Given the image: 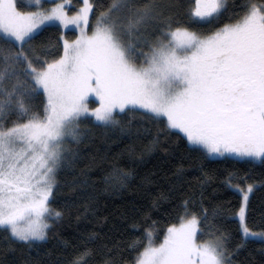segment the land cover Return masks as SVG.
<instances>
[{
  "label": "snow or ice",
  "instance_id": "snow-or-ice-1",
  "mask_svg": "<svg viewBox=\"0 0 264 264\" xmlns=\"http://www.w3.org/2000/svg\"><path fill=\"white\" fill-rule=\"evenodd\" d=\"M49 27L60 30L55 44L36 43ZM125 114L144 132L155 128L148 151L174 140L201 158L264 164V0H0V240L9 249L46 240L64 218L57 175L78 155L82 122L124 131ZM249 179L239 170L223 178L239 197L227 213L234 247L223 209L181 194L162 197L178 222L159 243V222L145 214L131 226L142 229L126 244L132 255L87 232L70 251L64 241L56 264H236L248 240L264 243V214L249 222Z\"/></svg>",
  "mask_w": 264,
  "mask_h": 264
},
{
  "label": "trees",
  "instance_id": "trees-1",
  "mask_svg": "<svg viewBox=\"0 0 264 264\" xmlns=\"http://www.w3.org/2000/svg\"><path fill=\"white\" fill-rule=\"evenodd\" d=\"M193 4L194 0H185L186 7ZM65 33L69 38H75L76 32L65 30ZM59 34V29L49 27L36 37L35 42L55 44ZM119 118L124 131H121V125L103 127L82 122V128L88 125V131L79 144L73 145L78 149V155L57 175L59 187L54 204L65 209L64 218L54 225L46 240L36 241L31 247L19 242L9 249L0 240V264H56L65 252L64 241L68 242L70 251L71 244L78 243V237L87 232L99 233L100 242L109 247L119 244L123 256L128 257L132 253L128 252L126 244L142 232V229L133 231V222H141L145 214L151 220H157L155 242L159 243L167 224L178 222L165 216L173 201L162 197L181 194H194L197 201L202 194L204 207L210 213L214 208H222L224 215L219 219L226 230L234 233L230 242V247H234L240 242L235 233L236 221L227 217V213L239 207V197L223 184L224 176L233 170L249 173L248 182L254 184L250 194L249 222L254 220L257 226L260 225L261 214H264V164L201 158L174 140L162 142L148 151L146 146L155 128L152 133L144 132L138 116L125 114ZM178 166L183 170L179 176ZM114 170L131 175L121 182L116 179ZM201 181L205 182L201 184ZM153 201H157L159 207L154 206ZM233 259L236 264H264V243L248 240Z\"/></svg>",
  "mask_w": 264,
  "mask_h": 264
},
{
  "label": "rangeland",
  "instance_id": "rangeland-1",
  "mask_svg": "<svg viewBox=\"0 0 264 264\" xmlns=\"http://www.w3.org/2000/svg\"><path fill=\"white\" fill-rule=\"evenodd\" d=\"M44 2H49V0H44ZM21 3L22 4H25V5H30L31 3H33V0H21ZM49 5V4H48ZM47 4L45 5L46 7L48 6ZM65 30H72V31H74V32H76L75 31V28H74V26L73 25H69V27L67 28V29H64V31ZM77 34V33H76ZM90 100L91 101H94L95 100V97H90ZM92 106H95V104L93 103L92 104ZM209 158H211V159H223V157H209ZM241 161V160H240ZM254 163H259V161H256V162H254ZM251 194V193H250ZM255 240H257V241H260L259 239H255Z\"/></svg>",
  "mask_w": 264,
  "mask_h": 264
}]
</instances>
